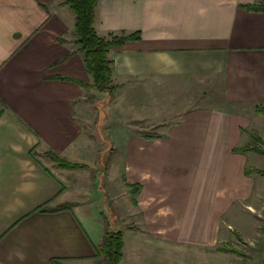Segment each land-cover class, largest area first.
I'll return each mask as SVG.
<instances>
[{"label":"crops","instance_id":"crops-1","mask_svg":"<svg viewBox=\"0 0 264 264\" xmlns=\"http://www.w3.org/2000/svg\"><path fill=\"white\" fill-rule=\"evenodd\" d=\"M66 1L0 0V264H97L107 231L123 234L121 264L204 251L231 231L253 243L264 177L246 170L264 168L235 150L264 140V12L245 9L264 0H99L100 37L140 33L109 52L112 96L61 79L92 83ZM168 91L204 106L156 122ZM111 103L132 131L108 126L106 150L93 142ZM148 121L165 129L149 134Z\"/></svg>","mask_w":264,"mask_h":264},{"label":"rangeland","instance_id":"rangeland-1","mask_svg":"<svg viewBox=\"0 0 264 264\" xmlns=\"http://www.w3.org/2000/svg\"><path fill=\"white\" fill-rule=\"evenodd\" d=\"M168 95H162L161 98H163L166 102L165 105H161L163 111L161 114H157L158 120H162L166 124H170L176 120L181 118V114L185 112L186 109L191 107H203V98L201 96H183V95H176L175 92L171 93L168 91ZM184 99H188L189 101H184ZM217 99L216 96H211V102L215 101ZM105 105V107H104ZM100 104L98 106V119L99 123L95 126L96 131H98V138L97 143L93 142V145L97 148H104L107 146L106 144L113 145L112 143H107L106 139V130L108 126L110 128H113V130L121 133H127L132 130L131 126L126 123L128 120L126 117H124L121 114H118L114 112L113 110V103L111 104ZM154 107H151L150 110H153ZM89 111V110H88ZM106 116V118H105ZM105 120V121H104ZM105 126L102 124L105 123ZM142 124L136 123L135 126L137 128H141ZM133 127V123H132ZM146 131L149 134H159L162 133L165 129V126H157L156 124L153 125V123L149 122L146 125ZM102 130V132H101ZM156 136V135H154ZM247 142H250L249 136H245ZM121 139V138H120ZM122 139H126V137H123ZM253 140V139H252ZM123 141L115 142L116 145H121ZM252 145H256L258 148L264 149V143L261 141L252 142ZM107 150V149H106ZM99 162L104 163L107 165L109 163V157L110 154L104 152H99ZM93 155H95L93 153ZM250 165H257L254 160L258 159V165L260 168H264V155L262 154H252L250 155ZM255 157V159H254ZM88 159V158H87ZM90 159V158H89ZM254 159V160H253ZM264 170V169H262ZM261 176L260 180L262 179ZM264 183V182H260ZM257 190H259L258 193L261 194V196H258V206L256 205V213L258 215L259 220V228H256L254 232V241L253 243H247L243 240H239L238 235L235 236L232 231L228 233V235H225L224 233H221V236L219 239L214 243L210 248H207L206 250H196V249H184V248H164L161 258H159L160 264H264V216L258 212L261 210H264V184H258ZM237 224L236 228H238L239 231L242 233H250V231L247 229L249 227V222L246 220V218H236ZM255 220V218H254ZM245 234V235H246ZM219 248H232L234 250L240 251L244 253V256L236 255L237 253H231L230 251H218ZM98 264V262H96Z\"/></svg>","mask_w":264,"mask_h":264},{"label":"trees","instance_id":"trees-1","mask_svg":"<svg viewBox=\"0 0 264 264\" xmlns=\"http://www.w3.org/2000/svg\"><path fill=\"white\" fill-rule=\"evenodd\" d=\"M99 0H67V5L75 15V37L74 45L77 51L82 55L84 66L87 73L92 78V83H84L72 78H61L77 83L85 89H93L98 93H108L114 95L119 86L113 82V63L109 59V52L113 48L123 46L127 41H137L140 39V33H132L106 40L100 37L95 29L94 23L96 19V7ZM250 11L264 12V2L254 5L245 6ZM258 112L264 115V108H258ZM264 140L257 136L254 142ZM236 152L253 151L264 155V149L258 148L256 145L236 149ZM47 156L54 161L58 167L62 169H86V164L74 163L67 158L53 152L48 151ZM258 173L264 176V170L247 169L246 174ZM135 193L139 186H129ZM63 207H68L62 206ZM124 240L121 231H107L98 253V264H121L123 258ZM218 251H230L237 253L236 255L244 256L245 254L232 248H219ZM57 264V263H56Z\"/></svg>","mask_w":264,"mask_h":264}]
</instances>
